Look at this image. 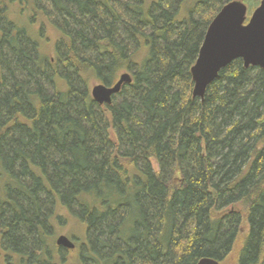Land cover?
Returning <instances> with one entry per match:
<instances>
[{
    "label": "trees",
    "instance_id": "16d2710c",
    "mask_svg": "<svg viewBox=\"0 0 264 264\" xmlns=\"http://www.w3.org/2000/svg\"><path fill=\"white\" fill-rule=\"evenodd\" d=\"M230 1L0 0L3 264H220L238 240L236 264H264V68L192 96ZM69 220L72 250L51 241Z\"/></svg>",
    "mask_w": 264,
    "mask_h": 264
},
{
    "label": "water",
    "instance_id": "95a60500",
    "mask_svg": "<svg viewBox=\"0 0 264 264\" xmlns=\"http://www.w3.org/2000/svg\"><path fill=\"white\" fill-rule=\"evenodd\" d=\"M248 8L240 1L225 4L209 24L198 57L191 67L194 84L193 98L203 99L206 89L235 60H241L245 68H264V0L248 18ZM131 76L124 73L110 85L96 84L91 96L99 105H109L112 96L119 93L124 84H130ZM56 245L66 250L74 244L66 237L59 236ZM197 264H219L203 258Z\"/></svg>",
    "mask_w": 264,
    "mask_h": 264
},
{
    "label": "rangeland",
    "instance_id": "374dc122",
    "mask_svg": "<svg viewBox=\"0 0 264 264\" xmlns=\"http://www.w3.org/2000/svg\"><path fill=\"white\" fill-rule=\"evenodd\" d=\"M235 1H240L242 3H244L248 10L249 8L252 6L253 1L254 0H235ZM260 3V2H259ZM254 10V9H253ZM252 10V12H253ZM251 12V13H252ZM251 14L248 15V18L250 17ZM83 227H81L80 225H78L75 221H67L64 223L58 222L55 224V229L53 230V234H52V239L51 241H53V244L56 243V239L59 236H66L73 244L75 243L76 245L79 246V241L80 239H82V235H83ZM245 232V226H242L241 229V233L240 236L243 235V233ZM73 234L74 237L73 239H71L70 235ZM50 241V244H51ZM239 240L234 248V250L232 251V253L226 258V260L220 264H236V254H237V250L239 248ZM0 263H2V256H0ZM3 264V263H2ZM67 264H78L77 261L74 258H70L67 262Z\"/></svg>",
    "mask_w": 264,
    "mask_h": 264
},
{
    "label": "bare ground",
    "instance_id": "6f19581e",
    "mask_svg": "<svg viewBox=\"0 0 264 264\" xmlns=\"http://www.w3.org/2000/svg\"><path fill=\"white\" fill-rule=\"evenodd\" d=\"M119 78V77H118Z\"/></svg>",
    "mask_w": 264,
    "mask_h": 264
}]
</instances>
